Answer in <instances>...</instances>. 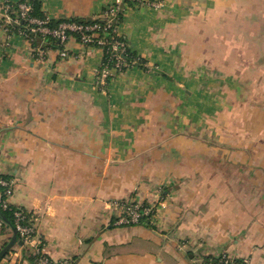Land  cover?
Instances as JSON below:
<instances>
[{
    "label": "crops",
    "instance_id": "1",
    "mask_svg": "<svg viewBox=\"0 0 264 264\" xmlns=\"http://www.w3.org/2000/svg\"><path fill=\"white\" fill-rule=\"evenodd\" d=\"M0 0V177L55 261L264 264V0L129 5L120 35L140 59L102 89L103 53L35 45ZM51 20L99 19L112 0H38ZM58 23V24H59ZM65 50L66 56H62ZM246 156V157H245ZM255 156V157H254ZM154 207L118 225L120 203ZM0 264H38L7 225Z\"/></svg>",
    "mask_w": 264,
    "mask_h": 264
},
{
    "label": "built area",
    "instance_id": "2",
    "mask_svg": "<svg viewBox=\"0 0 264 264\" xmlns=\"http://www.w3.org/2000/svg\"><path fill=\"white\" fill-rule=\"evenodd\" d=\"M34 1L28 0L20 3L15 8L13 4L6 3L3 6L2 14L4 22L8 30L12 32V27L19 26L21 22H25L23 28L15 29L26 39L34 44V35L42 38L51 37L57 40L61 45L65 44L70 38L77 39L80 43L88 47H97L103 53V61L101 67L96 73V82L98 86L104 89L108 82L117 74L121 73L125 67H128L124 54L128 49V44L121 40L119 32L120 22H118V14L124 13L129 6L127 0H112L106 7L103 19L107 20L106 25L96 24H80L72 21H64L55 26H51L49 17H37L34 12ZM136 1L137 6L156 5L151 0H131ZM35 56L42 57L44 51L37 45L33 49ZM66 56L65 50L61 53ZM14 182L0 177V207L4 210L12 209L8 203V198L12 194ZM154 207L144 206L136 201H125L120 203L121 215L119 216L118 225L140 224L147 219H151L154 215ZM15 225L20 233L24 246L28 251L34 253L37 257L38 264H73L70 259L55 261L47 256L45 251V243L41 241L36 234L33 219L27 220V215L23 209H14ZM3 221L0 220V226ZM199 264H252L249 257L242 259L234 258L227 253L219 256L208 258Z\"/></svg>",
    "mask_w": 264,
    "mask_h": 264
},
{
    "label": "trees",
    "instance_id": "3",
    "mask_svg": "<svg viewBox=\"0 0 264 264\" xmlns=\"http://www.w3.org/2000/svg\"><path fill=\"white\" fill-rule=\"evenodd\" d=\"M126 2L129 5H136L137 4L136 1H131V0H127ZM14 7L16 8L17 5H14ZM41 8H42L41 3L38 0H35L34 1V12H33V14L35 16H37V17L43 18L45 16L43 15ZM122 19H123V12L122 13L120 12V14H118L117 20H118V22L121 23ZM67 21L77 22V23L85 24V25H88V24L93 25V24H96V23H99L101 25H106L107 24V20H105L103 18H99V19L73 18V19H67ZM59 22L60 21H57V20H51L50 25L51 26H55ZM24 26H25V22H21L20 27L23 28ZM33 37H34V45L39 44L41 42V40H42V38L39 35H34ZM121 40L126 42L125 38H123L122 36H121ZM45 42H46V44H48V45H50L52 47H55V46H57L59 44V42L57 40H54L51 37H45ZM124 59H125V61H127L128 67L139 65L138 61L140 59L138 58L137 54L129 48V46H128V49H127L126 53L124 54ZM128 67H125L124 69H126ZM25 213L27 215V220L32 218L31 213H28L27 211H25ZM0 220L3 221L4 225H7L8 227H10L14 231V233L16 234L17 240L19 242H22V246L27 250V248L24 246V243H23V240H22V237H21L20 233L16 229L14 208H12L11 210L10 209L4 210V209H2L0 207Z\"/></svg>",
    "mask_w": 264,
    "mask_h": 264
},
{
    "label": "water",
    "instance_id": "4",
    "mask_svg": "<svg viewBox=\"0 0 264 264\" xmlns=\"http://www.w3.org/2000/svg\"><path fill=\"white\" fill-rule=\"evenodd\" d=\"M16 242V239H12L1 251H0V261L3 257L11 250V248L14 246Z\"/></svg>",
    "mask_w": 264,
    "mask_h": 264
},
{
    "label": "rangeland",
    "instance_id": "5",
    "mask_svg": "<svg viewBox=\"0 0 264 264\" xmlns=\"http://www.w3.org/2000/svg\"><path fill=\"white\" fill-rule=\"evenodd\" d=\"M251 150V153L252 154H256L255 156H258V158H260V157H264V148H261V147H257V146H255L254 147V149L252 148V149H250ZM254 156V157H255ZM246 157V156H245ZM45 251H46V246H45ZM31 252V251H30Z\"/></svg>",
    "mask_w": 264,
    "mask_h": 264
}]
</instances>
